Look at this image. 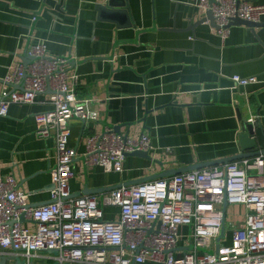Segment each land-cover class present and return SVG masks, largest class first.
Masks as SVG:
<instances>
[{"label": "crops", "instance_id": "obj_1", "mask_svg": "<svg viewBox=\"0 0 264 264\" xmlns=\"http://www.w3.org/2000/svg\"><path fill=\"white\" fill-rule=\"evenodd\" d=\"M245 1L264 5V0ZM199 2L0 0V81L17 64L29 66L31 48L44 43L49 57L70 60L80 95L99 100L88 107L97 120L86 126L72 120L71 149L82 156L89 136L119 126L127 138H151V159L128 156L123 173H106L78 158L69 182L73 196L87 188L109 190L88 195L100 198L163 172L248 154L240 137L256 123L264 148V22L255 30L233 25L224 44L213 24L199 23L206 17ZM235 76L257 77L260 83L233 89ZM51 95L13 105L0 117V176H13L34 207L49 203L53 189L55 141L35 133V117L51 109ZM224 211L226 226L245 223V206L227 204ZM106 214L108 220L119 218L114 208ZM23 227L35 231L31 222ZM232 241L233 231L226 227L222 243Z\"/></svg>", "mask_w": 264, "mask_h": 264}, {"label": "built area", "instance_id": "obj_2", "mask_svg": "<svg viewBox=\"0 0 264 264\" xmlns=\"http://www.w3.org/2000/svg\"><path fill=\"white\" fill-rule=\"evenodd\" d=\"M199 8L205 16L212 12L224 44L235 20L264 22V5L245 0H200ZM29 57V66L17 64L0 81V117L13 105L35 104L39 96L52 94L51 109L35 117V133L55 141L53 189L49 203L31 207L30 194L18 191L16 179L0 176V257L12 258L7 264H264V155L123 184L100 198L74 197L69 182L78 158L106 173H123L128 155L151 152V138H127L108 129L89 136L80 156L68 145L71 122L86 126L97 120L88 107L99 100L80 95L79 77L69 73L70 60L49 57L44 43L33 46ZM232 81L233 89L260 83L257 77L235 76ZM226 204L246 207L242 226H226ZM113 208L119 218L106 219V210ZM23 222L33 223L35 231ZM226 227L233 231L230 245L217 241Z\"/></svg>", "mask_w": 264, "mask_h": 264}, {"label": "water", "instance_id": "obj_3", "mask_svg": "<svg viewBox=\"0 0 264 264\" xmlns=\"http://www.w3.org/2000/svg\"><path fill=\"white\" fill-rule=\"evenodd\" d=\"M211 3L213 2V0H209ZM205 22H210L211 24H213L215 27V21H214V17L212 12H209L206 17L200 21L199 23H205ZM233 25H244L247 26L249 28H252L253 30H255V28L259 27L260 24H253V23H249V22H244L241 20H235L233 22ZM217 28V27H216ZM30 60H33L31 57H28ZM259 126L258 123H256L255 125H249L246 126V133H244L243 135H241L240 139H241V143L243 144V151H249L250 153L248 154H240L239 156H236L234 158H230V159H226V160H221L218 162H214L212 164H207L204 166H197L194 168H188V169H182V170H173V171H167V172H163L162 174H158V175H154V176H150L147 178H144L142 180H139L138 182H133V183H129V184H125L127 186H132V185H137V184H143V183H147V182H152L155 181L157 179H167L176 175H180V174H184V173H188V172H192V171H196V170H201V169H205L208 167H215L218 166L219 164H229L231 162H235V161H239V160H243V159H252V158H256L258 156L264 155V148H260L259 146V136H256V132H255V128H257ZM116 133L120 134L121 132V127H114L112 128ZM252 137V138H251ZM252 139V140H251ZM128 156H137V157H142V158H148L151 159L149 157V153L148 152H135L133 154H130ZM121 186H118L116 188H112L111 190L117 189ZM105 191H109V190H89V188H87L84 192L77 194V196L74 197H80L82 195H93V194H97V193H104ZM227 206V204L225 205V207ZM31 207H34L31 205ZM22 221H24L22 219ZM225 236V229L222 230L220 238L217 240L218 243H220V241L224 238ZM193 246L190 247V249H192ZM1 250V247H0ZM49 253H56L55 251H49ZM10 260H12V258L9 257H0V264H7ZM17 261L19 262V260L17 259Z\"/></svg>", "mask_w": 264, "mask_h": 264}, {"label": "rangeland", "instance_id": "obj_4", "mask_svg": "<svg viewBox=\"0 0 264 264\" xmlns=\"http://www.w3.org/2000/svg\"><path fill=\"white\" fill-rule=\"evenodd\" d=\"M56 264H58V263H56Z\"/></svg>", "mask_w": 264, "mask_h": 264}]
</instances>
